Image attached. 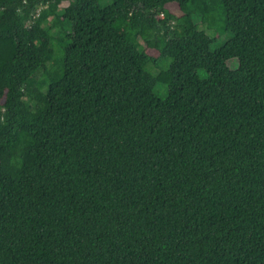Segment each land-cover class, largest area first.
Segmentation results:
<instances>
[{
    "label": "trees",
    "instance_id": "16d2710c",
    "mask_svg": "<svg viewBox=\"0 0 264 264\" xmlns=\"http://www.w3.org/2000/svg\"><path fill=\"white\" fill-rule=\"evenodd\" d=\"M0 264H264V0H0Z\"/></svg>",
    "mask_w": 264,
    "mask_h": 264
},
{
    "label": "rangeland",
    "instance_id": "374dc122",
    "mask_svg": "<svg viewBox=\"0 0 264 264\" xmlns=\"http://www.w3.org/2000/svg\"><path fill=\"white\" fill-rule=\"evenodd\" d=\"M194 22L197 25H201L202 19L200 16H196L194 18ZM200 29H203V27H200ZM207 34L209 35V37H211L214 41L212 43L211 49L214 51L216 49H218L220 46H222L224 43H226L230 38H231V34L230 33H225L221 30L220 25H218L214 31H207ZM234 63L232 64L233 68H236L237 65V61H233ZM171 63L170 60H168L166 63H163L161 65V67H164L163 69L167 68V66H169V64ZM150 70L153 73H156L157 69L154 68L153 66L150 67ZM155 94L160 97L161 99H164L167 94H168V90L167 87L165 86H161L158 85L155 89Z\"/></svg>",
    "mask_w": 264,
    "mask_h": 264
}]
</instances>
